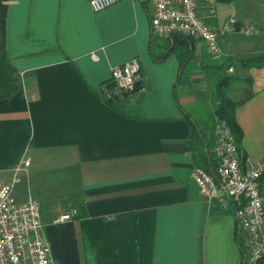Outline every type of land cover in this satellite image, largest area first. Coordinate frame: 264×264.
<instances>
[{"label":"crops","instance_id":"crops-1","mask_svg":"<svg viewBox=\"0 0 264 264\" xmlns=\"http://www.w3.org/2000/svg\"><path fill=\"white\" fill-rule=\"evenodd\" d=\"M152 9L144 0L98 12L88 0H0V182L16 179V201L40 203L57 263L244 264L248 233L232 200L221 190L228 206L210 201L192 171L213 166L215 86L227 75L238 77L229 96L242 164L264 161V65L242 61L264 53V0H217L220 20L235 14L263 29L220 37V59L195 40L189 57L185 48L155 60L153 47L162 55L166 43L155 42ZM134 58L144 92L116 107L103 86ZM74 208L85 215L56 221Z\"/></svg>","mask_w":264,"mask_h":264},{"label":"built area","instance_id":"built-area-1","mask_svg":"<svg viewBox=\"0 0 264 264\" xmlns=\"http://www.w3.org/2000/svg\"><path fill=\"white\" fill-rule=\"evenodd\" d=\"M88 1L98 12L119 0ZM144 1L152 5L151 26L156 36L181 33L204 41L217 59L224 56L219 47L220 37L234 31L246 34L263 31L252 22H239L235 14L220 20L217 0ZM229 70L233 71V68ZM110 80L117 90L105 87L102 91L105 98H114L117 92H129L138 97L145 89L143 83L137 86L142 74L136 58L113 66ZM214 134L215 173H210L202 165H195L193 177L201 193L210 201L217 199L227 207L226 198L220 191L229 196L239 226L248 233L247 239L241 241L244 264H259L264 257V197L260 179L264 161L250 162L247 168L243 166L237 139L225 119L215 118ZM29 163V159L24 161L25 166ZM15 182L16 179L11 183L0 182V264H60L53 259L49 239L43 231L40 203L33 199L17 202L13 195ZM77 214L78 209L74 208L62 213L56 221L69 220Z\"/></svg>","mask_w":264,"mask_h":264},{"label":"trees","instance_id":"trees-1","mask_svg":"<svg viewBox=\"0 0 264 264\" xmlns=\"http://www.w3.org/2000/svg\"><path fill=\"white\" fill-rule=\"evenodd\" d=\"M161 38V37H160ZM155 42H165L166 43V48L164 50V53L162 55H158L154 52V47H153V56L155 58V60L160 61L163 57L166 56V54L172 50L174 51H180L186 48V57H189V46L195 42V39H193L192 37L186 36L184 34L181 33H173L170 36L167 37H162L161 39H157L156 37H154ZM165 40V41H164ZM164 43V44H165ZM168 44V45H167ZM183 58L182 64L181 66H183L185 59L187 58ZM243 64L247 67H251V66H263L264 65V53L261 55H258L256 57H252L249 59H244L242 60ZM237 76L235 75H227L223 78H221L217 83H216V93L220 99V103L219 106L215 112V118L219 117L222 119H225L229 125L232 128V131L237 139L238 145H239V149H240V143L242 142V137H243V130L241 128V126L239 125L237 118H236V108L238 105V102L234 101L230 96H229V91L231 89V86L233 85V83L237 80ZM140 83H142V80H140L137 84V86L140 85ZM112 86H114V82L111 81L110 79L108 81L105 82L103 89L105 87H110L113 88ZM129 92H122V94L120 96H115L114 98H105V101L116 106L119 107V105L123 102H129L132 101L129 98ZM142 96V95H141ZM185 117H187L192 123H194L192 116L189 113H185ZM201 131L199 130V128L195 125L193 127V137L195 138V140H200L201 137ZM201 142H203V144L205 143L204 140H200ZM213 166L212 167H206V170L209 171L210 173L214 174L215 173V159L214 162L212 161ZM262 177V176H261ZM262 179V178H260ZM84 210H78V214L76 215V217H82L84 216ZM241 246V251L243 252V247H242V243H240ZM244 263V260H243ZM259 264H264V257H262L259 260Z\"/></svg>","mask_w":264,"mask_h":264},{"label":"rangeland","instance_id":"rangeland-1","mask_svg":"<svg viewBox=\"0 0 264 264\" xmlns=\"http://www.w3.org/2000/svg\"><path fill=\"white\" fill-rule=\"evenodd\" d=\"M193 39H194V38H193ZM195 40H196V39H195ZM197 41H199V40H197ZM140 86H141V85H140ZM140 86H139V87H140ZM112 87H113L114 90H117V88H115V86H112ZM121 94H122L121 92H117V93H116L117 96H120ZM135 94H136V93H135ZM141 94H142V93H140L139 95L137 94L138 97H137V96H134V95H132V94H129L128 96H129L130 99H132L131 97L134 96L133 99H132V101H139L140 98H141ZM21 185H22V184H21ZM21 185H18V186L16 187L15 190H16V191H17L18 189L21 190V189L23 188V186H21Z\"/></svg>","mask_w":264,"mask_h":264}]
</instances>
